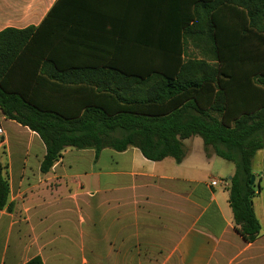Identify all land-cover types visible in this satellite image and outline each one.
Here are the masks:
<instances>
[{
	"label": "trees",
	"instance_id": "obj_1",
	"mask_svg": "<svg viewBox=\"0 0 264 264\" xmlns=\"http://www.w3.org/2000/svg\"><path fill=\"white\" fill-rule=\"evenodd\" d=\"M102 3L57 0L38 26L0 31L1 113L38 134L45 147L41 172L66 147L93 148L95 157L103 148L135 147L151 161L180 162L187 153L183 140L197 135L205 151L233 163L227 190L234 227L244 240H255L261 225L253 197L261 187L250 177L252 159L264 148V0H114L111 7L120 13L170 15L168 27L190 20L191 28L207 27L202 32L213 50L182 59L178 50L152 55L138 46L125 55V39L118 37L113 51L95 56L100 67L92 61L87 66L97 78H85L75 65L82 57L81 35L102 24L89 16ZM63 45L78 49L74 65L58 55ZM127 61H164L172 71H152L153 84L146 83L144 70L125 75L134 85L112 84ZM4 168L0 160V207L8 193ZM24 264L43 262L35 256Z\"/></svg>",
	"mask_w": 264,
	"mask_h": 264
},
{
	"label": "crops",
	"instance_id": "obj_2",
	"mask_svg": "<svg viewBox=\"0 0 264 264\" xmlns=\"http://www.w3.org/2000/svg\"><path fill=\"white\" fill-rule=\"evenodd\" d=\"M56 1L0 0V31L38 26ZM102 2L89 15L102 24L81 35L82 57L75 65L85 71L82 77L97 78L87 66L92 61L100 67L103 62L95 56L104 58L113 51L118 37L125 39L120 45L125 55L138 46L152 55L178 50L182 59L213 50L202 32L207 27L191 28L192 20L181 28L168 27L170 15L120 13L114 4L111 7L114 0ZM186 28L191 29L185 34ZM77 51L63 45L58 55L74 65L72 55ZM171 67L164 61L120 63L125 74L114 76L112 84L134 85V79L125 75L139 70L147 71L144 79L153 84L148 81L152 71L170 73ZM0 127V160L8 183L0 207V264H24L35 256L43 264H264V160L259 170H253L261 187L253 197L261 232L248 242L236 231L228 203L226 182L234 168L221 163L210 149L205 151L197 135L183 140L187 153L180 162L172 157L151 161L135 147L103 148L97 157L93 148L66 147L51 168L41 172L45 147L38 134L1 111ZM258 151L262 154L264 148ZM143 191L151 194L139 199ZM158 195L177 201L168 207L179 215L175 229L180 231L172 240L155 241L152 233L143 240L138 234L139 202L155 206L157 201L149 198ZM142 225L145 230L154 227ZM142 245L167 248L154 258L152 250L139 249Z\"/></svg>",
	"mask_w": 264,
	"mask_h": 264
},
{
	"label": "rangeland",
	"instance_id": "obj_3",
	"mask_svg": "<svg viewBox=\"0 0 264 264\" xmlns=\"http://www.w3.org/2000/svg\"><path fill=\"white\" fill-rule=\"evenodd\" d=\"M264 160V152L257 151L256 154L254 155L252 159L253 163V170L257 171L259 170V163L260 161ZM219 161L221 163H225L227 166L234 168V165L232 162L225 160L223 158H219ZM263 174V172H262ZM256 178H254L255 180ZM257 183V179L255 180ZM228 184V182H226ZM148 194H151L148 191H143L139 192V195H141V198L139 199H144V197ZM262 196H264V191L262 193ZM150 201H157V204L155 206H144V203L139 202V213H138V223H139V229H138V234L139 238L141 239H147L145 237L149 238V235L152 233L155 241H158V239L163 241L164 239H170L172 240L174 232H178L180 230L175 229L179 224L176 220H178L179 215L174 214L170 209L169 205H174L177 204V201L174 200L173 198L170 197H165L162 195H158L155 198L151 199L149 198ZM142 224H154V227L152 230L147 229L145 230V226ZM144 228V230H143ZM150 228V227H149ZM175 229V230H174ZM172 238V239H171ZM143 240H139V243H144ZM148 249L152 250L154 253V258H158L159 254L157 253H164L166 251V246H156L154 245L153 247L150 246H139V249ZM169 251L170 253L172 252L173 246H169ZM174 258H171V261L173 262Z\"/></svg>",
	"mask_w": 264,
	"mask_h": 264
},
{
	"label": "water",
	"instance_id": "obj_4",
	"mask_svg": "<svg viewBox=\"0 0 264 264\" xmlns=\"http://www.w3.org/2000/svg\"><path fill=\"white\" fill-rule=\"evenodd\" d=\"M254 175H251V177H250V183L252 184L253 183V181H254ZM229 179H230V177H229Z\"/></svg>",
	"mask_w": 264,
	"mask_h": 264
},
{
	"label": "built area",
	"instance_id": "obj_5",
	"mask_svg": "<svg viewBox=\"0 0 264 264\" xmlns=\"http://www.w3.org/2000/svg\"><path fill=\"white\" fill-rule=\"evenodd\" d=\"M3 134V130L2 128L0 127V136Z\"/></svg>",
	"mask_w": 264,
	"mask_h": 264
}]
</instances>
